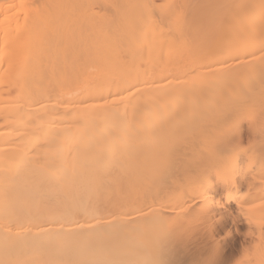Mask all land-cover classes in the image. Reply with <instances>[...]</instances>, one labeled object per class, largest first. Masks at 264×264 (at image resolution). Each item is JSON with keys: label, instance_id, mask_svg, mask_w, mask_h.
Here are the masks:
<instances>
[{"label": "bare ground", "instance_id": "6f19581e", "mask_svg": "<svg viewBox=\"0 0 264 264\" xmlns=\"http://www.w3.org/2000/svg\"><path fill=\"white\" fill-rule=\"evenodd\" d=\"M264 264V0H0V264Z\"/></svg>", "mask_w": 264, "mask_h": 264}, {"label": "snow or ice", "instance_id": "6c2138e0", "mask_svg": "<svg viewBox=\"0 0 264 264\" xmlns=\"http://www.w3.org/2000/svg\"><path fill=\"white\" fill-rule=\"evenodd\" d=\"M208 264H216L215 261H209Z\"/></svg>", "mask_w": 264, "mask_h": 264}]
</instances>
